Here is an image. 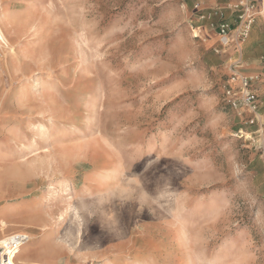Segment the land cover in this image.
<instances>
[{
  "label": "rangeland",
  "instance_id": "374dc122",
  "mask_svg": "<svg viewBox=\"0 0 264 264\" xmlns=\"http://www.w3.org/2000/svg\"><path fill=\"white\" fill-rule=\"evenodd\" d=\"M196 1L223 0H0V239L30 242L15 262L264 264V0L226 52L193 37ZM230 64L258 75L256 115L227 102Z\"/></svg>",
  "mask_w": 264,
  "mask_h": 264
},
{
  "label": "built area",
  "instance_id": "2783aa9c",
  "mask_svg": "<svg viewBox=\"0 0 264 264\" xmlns=\"http://www.w3.org/2000/svg\"><path fill=\"white\" fill-rule=\"evenodd\" d=\"M255 1L223 0L215 1L212 6H205L202 1H196L192 5L195 19L190 25L193 37L206 42L202 35L204 28L207 27L214 31L217 39L212 46L213 51L226 52L230 47L239 50L255 22ZM229 69L228 79L223 85L227 102L239 116L244 113L256 115L257 96L251 90V86L256 82L258 75L236 72L231 64ZM251 140L259 141L258 138L252 137ZM26 240V234L20 232L1 238L0 264H17L15 257Z\"/></svg>",
  "mask_w": 264,
  "mask_h": 264
},
{
  "label": "bare ground",
  "instance_id": "6f19581e",
  "mask_svg": "<svg viewBox=\"0 0 264 264\" xmlns=\"http://www.w3.org/2000/svg\"><path fill=\"white\" fill-rule=\"evenodd\" d=\"M0 40L1 41H3V42H5V36H4V34H3V32H2V29H1V27H0ZM38 130H39V136H41V128H37ZM33 142V141H32ZM34 145H35V143H28V144H24L23 145V150L25 151V154H24V156H28L29 154H31V153H33V152H35L37 149L36 148H34ZM20 149V148H19ZM11 151V150H10ZM9 151V152H10ZM13 152V151H12ZM11 152V153H12ZM23 152V151H22ZM37 152V151H36ZM19 153V152H18ZM2 220V218L0 219V221ZM4 223H2V222H0V227H4L5 225H3ZM3 231H4V229H2ZM28 239H27V241L19 248V250H18V252H21V250H23L24 248H26L27 246H28V244H30V242H28ZM17 264H20V263H18V262H16Z\"/></svg>",
  "mask_w": 264,
  "mask_h": 264
},
{
  "label": "crops",
  "instance_id": "0c3cea01",
  "mask_svg": "<svg viewBox=\"0 0 264 264\" xmlns=\"http://www.w3.org/2000/svg\"><path fill=\"white\" fill-rule=\"evenodd\" d=\"M8 217H9V216H8ZM30 249H34L33 244H31V247L28 248L27 253L30 251ZM21 251H22V250H21ZM20 253H21V252H19V254H20ZM35 253H36V252H34V253H32V254H31V253H30V254L28 253V255L30 256V258H32V260H33L34 262H35V259H34L35 257L33 258V256H34ZM19 254H17V256H18ZM23 256H24V255H23ZM23 258H25V257H23Z\"/></svg>",
  "mask_w": 264,
  "mask_h": 264
}]
</instances>
